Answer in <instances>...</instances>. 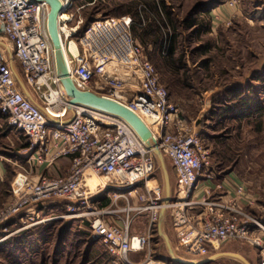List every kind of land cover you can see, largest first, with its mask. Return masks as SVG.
Masks as SVG:
<instances>
[{
    "label": "built area",
    "instance_id": "built-area-1",
    "mask_svg": "<svg viewBox=\"0 0 264 264\" xmlns=\"http://www.w3.org/2000/svg\"><path fill=\"white\" fill-rule=\"evenodd\" d=\"M58 1L57 32L67 79L78 91L92 92L133 113L148 129L150 139L141 141L124 120L113 115L71 106L47 31V4L0 0V36L11 50L0 56V115L26 135L30 146L25 160L30 170L13 176L11 202L0 210V224L27 208L61 199L68 203L73 217L86 219L90 238L104 244L114 257L110 264H178L156 259L150 249L152 228L165 210L170 212L176 238L188 256L207 257L208 246L216 249L215 244L243 242L257 254V264H264V224L240 205L251 203L246 189L241 184L233 186L231 198L222 191L223 185L215 187L217 192L208 185L213 176L202 173L208 159L205 141L170 103L154 65L132 35V17L85 22L78 14V0ZM236 2L225 0L223 5L233 9ZM71 43L75 54L68 48ZM163 45L160 53L166 56L170 45L167 40ZM11 62L18 65L29 96L21 91ZM156 149L170 161L175 175L169 202L156 178ZM62 159L69 161L65 175L31 173V169L53 168ZM92 177L109 178L110 182H102L105 190H128L114 201L138 195L139 205L99 210L102 191L91 189L88 180ZM133 212L137 216L146 213L149 225L145 234L131 233ZM119 213H126L120 225L108 220ZM145 250L143 260L130 259L129 255Z\"/></svg>",
    "mask_w": 264,
    "mask_h": 264
},
{
    "label": "rangeland",
    "instance_id": "rangeland-1",
    "mask_svg": "<svg viewBox=\"0 0 264 264\" xmlns=\"http://www.w3.org/2000/svg\"><path fill=\"white\" fill-rule=\"evenodd\" d=\"M129 1L78 0V14L85 22L103 17L117 18L128 15L123 11ZM162 1L165 10L155 5L156 0H149L151 7L147 6L146 10L142 8L145 4L140 3L141 22L134 28L136 36L132 35L154 65L157 78L169 94L170 103L177 108L179 118L205 141L208 159L202 173L213 176L208 184L210 188L217 192L215 187L222 185L223 176L232 171L251 200L250 205L243 202L240 205L251 218L264 224V0H237L233 9L223 5L225 0ZM166 13L171 21L167 20ZM189 20L195 26L186 28L185 23ZM1 38L0 56L5 55L3 51H11ZM166 40L172 53L162 56L159 49ZM11 66L15 79L20 80L18 65L11 62ZM1 117L0 161L4 175L0 183V210L11 202L13 176L30 170L25 162L29 155L26 135ZM68 169V162L59 161L49 172L31 169V173L44 172L47 177H59ZM164 169L170 182L168 199L174 193L175 175L168 162ZM156 178L164 190L159 163ZM92 179L99 180L97 177ZM92 179L88 183L93 191H98L99 187L91 183ZM100 182L108 183L110 179L102 178ZM201 184L206 187V183ZM222 191L228 192L224 187ZM233 192H230L231 198ZM127 193L126 189H104L98 209L109 211L138 206V195L114 201L116 195L125 196ZM104 203L108 204L102 208L100 204ZM67 205L61 199L46 201L32 207V220H22L18 215L1 223L0 264H110L114 257L109 255L106 246L90 238L86 219L73 217L74 213L67 210ZM125 216L126 213H119L108 220L120 225ZM130 216L133 218L131 233L145 234L149 225L146 213L137 216L133 212ZM159 226L170 241L168 245L173 248V256L182 261L205 260L206 256L185 253L184 246L176 238L169 211H165L163 219L159 216L152 228L150 249L153 257L162 261L171 259L166 250V236L160 233L161 237ZM214 246L223 253L241 254L247 262L257 264V254L243 242ZM208 248L213 250L212 246ZM146 253L147 250L129 257L141 261ZM208 264L243 263L222 256Z\"/></svg>",
    "mask_w": 264,
    "mask_h": 264
},
{
    "label": "water",
    "instance_id": "water-1",
    "mask_svg": "<svg viewBox=\"0 0 264 264\" xmlns=\"http://www.w3.org/2000/svg\"><path fill=\"white\" fill-rule=\"evenodd\" d=\"M34 1H44L47 4V10H48V22H47V31L49 32L50 39L52 46L55 50V62L57 64V70L59 77L61 78L62 85L64 87V90L69 97L70 101L69 104L71 106L73 105H82L87 108H92L94 110H97L99 112L108 113L110 115H113L121 120H124L136 133L138 138L141 139V141L148 143L150 139V133L148 129L143 125V123L138 119L133 113L128 111L123 106L121 107L117 103H115L112 100L105 99L103 97L97 96L92 92H80L78 91L72 82L67 79V71L66 66L63 62L62 58V52L60 48V37L59 32H57V14L61 9L60 3L58 0H34ZM20 86L23 87L22 82H20L19 79H16ZM155 157L159 160L160 167L162 170V175L164 179V191L167 195V197L170 195V182L168 175L166 174V170L164 169V160L162 159L161 153L156 149L153 151ZM162 163V164H161ZM170 197V196H169ZM170 199H166L165 202H169ZM167 243L168 247V253L171 256V262L178 263V264H191L187 262H183L178 260L176 257L173 256V253L171 251V248L169 247V242L166 238H164ZM231 257L238 259L243 264H249L241 255L237 254H227ZM217 256L209 258L206 261H202L199 263H192V264H208L214 260H216Z\"/></svg>",
    "mask_w": 264,
    "mask_h": 264
},
{
    "label": "crops",
    "instance_id": "crops-1",
    "mask_svg": "<svg viewBox=\"0 0 264 264\" xmlns=\"http://www.w3.org/2000/svg\"><path fill=\"white\" fill-rule=\"evenodd\" d=\"M161 51V49H159V52ZM20 74V73H19ZM19 78H20V80H21V74L19 75ZM22 82V81H21ZM23 83V82H22ZM20 88H21V91L23 92V93H25V95H27V96H29V93H28V90H27V88L24 86V84H23V87H21L20 86ZM162 156V155H161ZM156 158V157H155ZM157 159V158H156ZM162 159L164 160V164H165V166H166V162H168L169 163V165L171 166V163H170V161L168 160V159H166L165 157H163L162 156ZM59 161H66V162H68L69 163V161H67V160H64V159H62V160H59ZM58 161V162H59ZM157 161H158V163H159V160L157 159ZM159 165H160V163H159ZM165 169H166V167H165ZM49 171H51V170H49L48 169V172ZM3 175H4V168H3V166H2V163H1V161H0V183H2V181H3ZM239 182H237L236 181V178H235V175H234V173H232V171H228L227 172V174L226 175H224L223 176V178H222V180H221V184L223 185V187H224V189H226V190H228V192L230 193V192H233V189H232V185L233 184H238ZM249 198V197H248ZM166 199H167V195H166ZM168 199H170V198H168ZM34 212L32 211V208H27V210H25V211H23V213H21L19 216L21 217V218H23L22 220H25V221H27L28 219H30V220H32L31 219V214H33ZM166 213H167V211H166ZM164 216H165V211L164 212H161L160 213V219H163L164 218ZM163 217V218H162ZM170 221H171V219H170ZM161 226H159L158 227V232H159V234L161 233H163V231H162V227L160 228ZM160 234V235H161ZM164 234V233H163ZM163 235H161V237H162ZM164 236H166L165 234H164ZM166 238H167V240H168V237L166 236ZM168 242H170L169 240H168ZM231 243V242H230ZM167 245V244H166ZM171 247V246H170ZM173 249V248H172ZM172 249H171V251H172ZM213 249V248H212ZM166 250H167V254L169 255V253H168V248H167V246H166ZM172 253H174L173 251H172ZM227 254H233V253H231V252H221V251H219V250H217V248L216 249H213L212 251H209V254H208V256L206 257V258H204L205 260H203V261H206V260H208L209 258H212V257H215V256H217V258H222V256L223 257H225V256H227L228 258H230V259H235V258H233V257H231L230 255H227ZM241 255V254H240ZM170 256V255H169ZM242 256V255H241ZM171 257V256H170ZM174 257H176V256H174ZM243 257V256H242ZM165 258V257H164ZM177 258V257H176ZM244 258V257H243ZM178 259V258H177ZM171 259H167V261H170ZM178 260H180V259H178ZM235 260H238V259H235ZM180 261H182V260H180ZM200 261H202V260H200ZM239 261V260H238ZM247 261V260H246ZM183 262H187V261H184L183 260ZM199 263V262H197V261H191V264L192 263ZM239 262H241V261H239ZM187 263H190V262H187ZM249 264H252L250 261L248 262Z\"/></svg>",
    "mask_w": 264,
    "mask_h": 264
},
{
    "label": "trees",
    "instance_id": "trees-1",
    "mask_svg": "<svg viewBox=\"0 0 264 264\" xmlns=\"http://www.w3.org/2000/svg\"><path fill=\"white\" fill-rule=\"evenodd\" d=\"M149 2V0H130L128 3H127V5H126V9L123 11V14H128L129 16H131L132 18H134V22H133V25H132V27H131V30H132V33L134 34V36H136V31L134 30V28L137 26V24L139 23V22H141V18H140V14L138 13L139 12V8H141L140 6H142V5H140V3H144L145 5H143V9H147V6L149 7L151 4L150 3H148ZM153 3V5H154V2H152ZM155 5L156 6H161V8L163 9V10H165V2L164 1H162V0H156V3H155ZM151 7V6H150ZM199 12H200V10H199ZM122 16V15H121ZM166 16H167V20H169V21H171L170 20V18H168L169 17V13H166ZM185 26H186V28H191V27H193V26H195V24L194 23H192V21L191 20H189V21H187L186 23H185ZM152 28H155V26L154 25H152ZM84 30H85V28L84 27H82L81 29H80V31H81V33H83L84 32ZM172 40H173V38H172ZM164 44V43H163ZM164 46V45H163ZM162 46V47H163ZM162 47L160 48V49H162ZM172 53V48H170L169 49V52H168V55H170ZM241 104H243V105H247L248 103L247 102H242ZM2 118V117H1ZM30 146H29V143H28V148H29ZM107 204L108 203H104V204H100V206L101 207H106L107 206Z\"/></svg>",
    "mask_w": 264,
    "mask_h": 264
},
{
    "label": "bare ground",
    "instance_id": "bare-ground-1",
    "mask_svg": "<svg viewBox=\"0 0 264 264\" xmlns=\"http://www.w3.org/2000/svg\"><path fill=\"white\" fill-rule=\"evenodd\" d=\"M71 45H74L73 43H71L70 45H69V50H70V52L71 53H73V54H75V52L76 51H73V49L74 50H76V48H75V45L74 46H72V49H71ZM61 52H62V58L64 57V53H63V50H61ZM162 164V163H161ZM93 180H95V181H93ZM90 181V180H89ZM98 181V182H97ZM96 183L95 185H99V191H104L103 189H105V188H103L104 187V184L102 183V182H100V180H97V179H92L91 180V183ZM98 183V184H97ZM95 188V187H94ZM166 200V199H165ZM184 261H186V260H184ZM187 262H190V261H187ZM191 263V262H190Z\"/></svg>",
    "mask_w": 264,
    "mask_h": 264
}]
</instances>
